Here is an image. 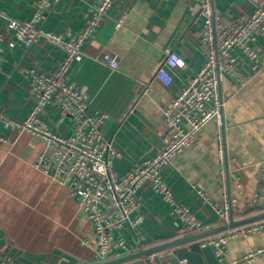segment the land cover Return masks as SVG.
<instances>
[{
  "label": "crops",
  "instance_id": "1",
  "mask_svg": "<svg viewBox=\"0 0 264 264\" xmlns=\"http://www.w3.org/2000/svg\"><path fill=\"white\" fill-rule=\"evenodd\" d=\"M96 2L0 0V112L25 120L33 106L27 71L54 73L66 58L62 45L46 37L29 49L21 42L11 48L14 36L7 18L32 21L41 14L37 27L67 43L83 32ZM200 7V0H114L83 46L85 57L67 75L69 83L87 90L90 112L107 114L102 130L122 154L114 164L120 176L157 156L167 132V107L206 60ZM214 10L217 19L232 22L251 13L253 6L249 0H214ZM257 46L264 57V37ZM166 49H175L181 56L170 86L157 78ZM108 55L117 58L118 72L105 63ZM235 55L251 76L249 60L240 51ZM146 87V98L139 99ZM220 95L222 117L211 120L197 141L176 156L172 166L162 169L178 202L211 228L221 224L199 191L219 207L231 205L235 219L252 215L253 196L264 192L260 176L264 170V68L242 88L224 76ZM41 117L55 134L68 137L74 132L72 120H61L51 105ZM50 153L43 138L0 125V257L7 254L22 264H97L94 224L70 197L68 187L54 179L55 168L45 171L41 157ZM138 198L141 205L132 218L141 216L142 221L114 231L115 241L124 239L126 250L115 249L113 258L192 234L147 184ZM260 249H264V231L236 233L227 243L225 258L239 260ZM246 264H264V254Z\"/></svg>",
  "mask_w": 264,
  "mask_h": 264
},
{
  "label": "built area",
  "instance_id": "2",
  "mask_svg": "<svg viewBox=\"0 0 264 264\" xmlns=\"http://www.w3.org/2000/svg\"><path fill=\"white\" fill-rule=\"evenodd\" d=\"M113 1L97 0L90 10L83 32L67 43L60 36L45 33L37 27L41 14L37 13L32 21L7 18L14 36L9 41L11 48L21 42L29 49L39 38L46 37L62 45L66 58L54 73L36 69L27 71L33 106L25 120H15L0 112V125L13 128L19 133H31L47 142L51 153L50 156L41 157V163L47 173H50L52 167L55 168L54 179L68 187L70 197L93 222L97 233L98 263L112 259L117 248L126 250L125 240L115 241L113 233L126 225L134 227L142 221L141 216L135 219L132 217L140 208L138 193L145 184L163 197L171 206V213L183 223L185 229L195 233L211 228V225L204 224L194 212L178 202L173 189L164 180L162 169L172 166L174 158L197 141L199 133L211 120L222 117L220 85L224 76H230L237 87L242 88L251 76L264 68V57L261 48L257 46L258 39L264 37V0H249L253 6L252 12L240 15L232 22L214 18L212 0H200L199 16L203 18L201 43L206 60L167 107V132L157 156L120 176L114 164L121 159L122 154L102 130L107 114L100 110L90 112L91 100L87 90L67 81L72 65L85 57L83 46L108 15ZM235 51H240L252 64L251 76L243 71ZM1 61L0 55V69ZM105 63L113 71H119V62L115 56H106ZM180 63V54L175 49H166L157 78L170 86L173 82L172 72ZM50 105L58 110L61 120H72L74 132L71 136L53 133L42 119V114ZM260 176L264 183V170ZM199 195L217 215L220 224L229 223L230 205L219 207L204 192L199 191ZM252 203L256 210L264 211V192L256 193ZM262 231L264 220L207 237L201 243L214 249L220 264H246L264 254V249L239 260H226L227 243L236 233L248 235ZM139 260L153 261L154 256L125 264H136ZM0 264L22 263L6 254L0 257Z\"/></svg>",
  "mask_w": 264,
  "mask_h": 264
},
{
  "label": "water",
  "instance_id": "3",
  "mask_svg": "<svg viewBox=\"0 0 264 264\" xmlns=\"http://www.w3.org/2000/svg\"><path fill=\"white\" fill-rule=\"evenodd\" d=\"M212 5L214 10V0H212ZM214 18H216L215 10ZM147 92L148 87H146L144 92L140 95L139 99L146 98ZM226 168L228 171L227 160ZM261 220H264V211L244 217L242 219H235L233 208L231 206V216L229 223L221 224L201 232L192 233L150 248H141L137 252L97 264H125L141 258H148L150 256H154V260H149V264H183V262H186V264H220L214 249L209 245L204 246L199 241L231 229L259 222Z\"/></svg>",
  "mask_w": 264,
  "mask_h": 264
},
{
  "label": "trees",
  "instance_id": "4",
  "mask_svg": "<svg viewBox=\"0 0 264 264\" xmlns=\"http://www.w3.org/2000/svg\"><path fill=\"white\" fill-rule=\"evenodd\" d=\"M259 212H261V211L254 209L253 211H251V214L253 215V214H256V213H259ZM261 221H263V220H261Z\"/></svg>",
  "mask_w": 264,
  "mask_h": 264
},
{
  "label": "rangeland",
  "instance_id": "5",
  "mask_svg": "<svg viewBox=\"0 0 264 264\" xmlns=\"http://www.w3.org/2000/svg\"><path fill=\"white\" fill-rule=\"evenodd\" d=\"M250 3V2H249Z\"/></svg>",
  "mask_w": 264,
  "mask_h": 264
}]
</instances>
